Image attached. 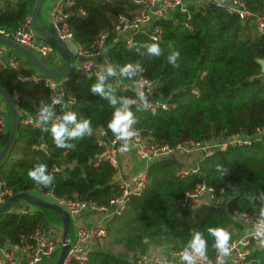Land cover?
<instances>
[{
	"label": "trees",
	"instance_id": "1",
	"mask_svg": "<svg viewBox=\"0 0 264 264\" xmlns=\"http://www.w3.org/2000/svg\"><path fill=\"white\" fill-rule=\"evenodd\" d=\"M242 1L251 12L244 21L210 3L199 9L188 1L185 12L175 8L168 16L155 19L153 23L161 29L159 40L151 41L139 33L126 41L115 35L114 26L118 14L133 9L131 4L123 0H76L66 10L70 35L81 49H89L105 31V53L112 74L108 69L101 78L79 80L72 75L62 81L59 103H51L52 92L46 87L18 81L20 65L0 66V87L16 96L13 103L20 117L21 113L41 112L44 107L51 109L50 118L42 120L38 128L18 123L10 154L0 162V180L12 194L50 191L58 198L106 205L117 186L111 181L114 169L105 160L96 159L103 150L97 139L102 131L107 142L115 139L108 122L123 100H138L136 93L122 84H130L139 73L154 82L150 98L167 105L163 110L143 108L138 101L128 105L136 121L131 129L148 143L173 148L189 141L250 138L247 144H230L199 157L195 171L185 176L177 172L186 166L181 158L187 153L174 152L149 163L142 193L132 197L106 228L111 242L120 244L130 255L95 243L85 264H135L136 256L148 245L162 241L173 249L193 250L190 243L195 233L206 242L203 258L211 260L218 249L208 229L226 230L229 244L232 230L240 229L237 214L252 215L264 207V138L255 136L264 126V81L249 80L260 73L256 60L264 59V29L255 31L264 0ZM33 2L0 0V29L15 32L29 16ZM154 43L161 50L158 56L148 51ZM177 52L174 62L170 61ZM128 64L133 65V73L122 74L121 69ZM96 85L102 92L93 91ZM67 112L75 113L77 123L88 120L91 135L66 137L65 147H57L51 128ZM68 127L72 130L75 125ZM40 164H46V174L53 177L49 187L28 177V171ZM60 164L66 166L55 171L53 166ZM200 184L212 188L213 198L183 202L184 194ZM44 221L39 210L31 214L0 213V245L15 244ZM249 259V264H264V251H252Z\"/></svg>",
	"mask_w": 264,
	"mask_h": 264
},
{
	"label": "built area",
	"instance_id": "2",
	"mask_svg": "<svg viewBox=\"0 0 264 264\" xmlns=\"http://www.w3.org/2000/svg\"><path fill=\"white\" fill-rule=\"evenodd\" d=\"M76 0H54L49 10L48 17L52 25L59 24V29H55V33L59 39H72L67 27V8L74 5ZM133 6L130 13L118 14L116 24L114 26L115 35L130 41L133 35L144 33L151 41H157L160 38L161 29L153 22L155 19L168 16L169 12L175 8L181 12H185L187 0H123ZM196 5L210 3L214 7L223 10L228 14L235 15L240 21H244L250 17L251 12L242 0H190ZM264 11V5H263ZM152 16V17H151ZM264 29V12L261 18L256 20L255 31L261 32ZM0 36L9 38L25 48H33L37 57L46 58L55 51L53 45L44 39L36 38V34L30 26V17H26L21 26L13 33H8L0 29ZM37 39L38 41H35ZM73 40V39H72ZM112 38L111 41H114ZM36 42L35 46L32 43ZM78 46V44H77ZM4 46L0 44V57L4 53ZM108 48L106 42V33L102 31L89 49H81L78 46L77 55L71 61V73L69 76L56 81L53 77L37 72L33 74H19L17 80L20 82H29L35 85H42L52 91V100H57L63 96L61 87L62 81L68 80L72 75L76 76V80L83 77L101 78L109 69V57L105 51ZM58 57L55 58V60ZM1 63V60H0ZM6 64L15 68V59L10 57ZM119 83V82H117ZM154 86V82L142 74H138L136 79L129 83H123L124 89L129 88L136 93L138 100L143 108L166 109L167 105L162 102L155 101L150 98V92ZM143 94V99L141 98ZM16 98L12 97V101ZM68 102L72 101L67 96ZM37 111L33 114H23L19 119V123L31 128L41 126L42 119ZM5 121L3 118V110L0 107V136L3 135ZM104 132H99L97 144L103 148L102 152L96 156L97 160H105L113 169L114 173L119 170V159L121 156L133 154L138 161H142L145 165L143 169L136 170L118 183L117 192L108 199L106 205H95L94 203L76 199V198H58L50 191L46 192H28L41 201L55 204L66 212L70 219V227L74 228V239H69L66 255L62 264H85L88 258V252L92 249L96 241L102 239L106 235V228L112 217L120 215L126 207L128 201L132 197L139 196L145 187V169L153 160L167 157L174 152H183L190 154L192 150L200 152L201 156L210 155L214 150H223L230 144H247L250 142L249 137L233 136L224 138L221 141L210 140L201 143L186 142L177 144L173 148L165 145H156L148 143L146 138H140L138 135L132 137L129 141L131 150L129 152H120L119 149L124 143L123 141L112 139L109 142L102 138ZM255 136H263L264 126L257 130ZM66 166V165H65ZM63 164L54 165L53 169L58 171L65 167ZM196 165L184 166L178 170L180 176L191 174L195 171ZM12 195L11 191L4 186V182L0 180V205ZM214 196L213 190L203 184L196 185L192 191L184 194L183 202H191V200L202 198L210 200ZM30 204V203H29ZM35 210L25 209L22 202L19 201L16 208L12 204L7 212L27 213L31 214ZM90 215L88 224L83 223V217ZM236 221L240 225L239 236L234 237L228 244L229 252L227 254L217 250L213 253L211 260H205L194 250L173 249L171 245L167 247L168 260H166L165 247L162 245H154L147 247L135 259V264H188L187 260L182 259V255L187 253L193 257V264H249L250 253L254 250L264 251V237L257 236L259 225H264V207L260 208L257 213L249 215L239 213ZM62 227L48 225L43 222L32 233L27 236H20L15 244L0 245V264H38L43 262L54 254L61 243Z\"/></svg>",
	"mask_w": 264,
	"mask_h": 264
},
{
	"label": "water",
	"instance_id": "3",
	"mask_svg": "<svg viewBox=\"0 0 264 264\" xmlns=\"http://www.w3.org/2000/svg\"><path fill=\"white\" fill-rule=\"evenodd\" d=\"M44 0H34L32 8L30 10V26L34 33H36L40 39L47 40L50 42L55 51L53 54V59L58 57L61 60L62 67L60 69H54L47 66L44 63L43 58L37 57L31 50L19 45L9 38L0 36V44L11 48V53H4L1 55L0 60L2 63H6L14 52L22 55L30 64L40 73L54 78H64L70 75L72 67L71 61L77 55L78 46L74 40L70 38L59 39L55 33V29H59V24L52 25L47 23L46 25L41 24L38 21V12L43 4ZM202 9V6H198ZM152 17V16H151ZM36 42L32 43L35 46ZM260 66V73L256 76L250 77L252 79H260L264 81V59L256 60ZM0 97L2 98L4 105L9 113V132L8 135L0 147V162L7 158L10 151L15 143L16 129L18 127V114L14 107L12 97L0 87ZM74 164V162L72 163ZM23 200L36 206L39 210L43 211L46 208L54 210L60 217V223L62 227L61 243L59 247V252L54 264H62L63 259L66 255L69 239L67 237L68 229L70 228V219L65 211H63L59 206L51 203H47L39 200L28 192H19L10 195L3 204L0 205V213L6 212L9 206L15 201ZM86 200V199H85ZM145 241V239H144ZM11 246V244H9ZM169 254L166 255V260H168Z\"/></svg>",
	"mask_w": 264,
	"mask_h": 264
},
{
	"label": "clouds",
	"instance_id": "4",
	"mask_svg": "<svg viewBox=\"0 0 264 264\" xmlns=\"http://www.w3.org/2000/svg\"><path fill=\"white\" fill-rule=\"evenodd\" d=\"M148 51L158 56L160 55L161 50L159 45L154 43L149 45ZM178 55V52L174 53L173 56L169 57V60L174 62L175 57ZM133 71L134 67L131 64L125 65L121 69L122 74L127 73L131 75ZM109 74H112L111 68L109 69ZM93 91L102 92V87L100 85H96L93 88ZM141 98L143 99V94H141ZM53 103H59V100H54ZM111 103L113 105L116 104V99L111 98ZM131 103H133V101L127 99L123 100L122 107L114 111L113 117L107 125L108 128L115 134V139L124 142L119 149L120 152H129L131 150L129 141L132 137L137 135V131L131 129V125L136 122L132 112L128 107V105H130ZM50 116V107H44L41 110L40 118L44 121H47ZM69 125H75V127L72 130H69ZM91 131L92 130L90 122L88 120H83L82 122L77 123L76 115L73 112L65 113L61 118V122L58 124H53L51 128L54 143L57 147H65L64 140L66 137H81L85 133L91 135ZM46 172L47 165L40 164L39 166L28 171V177L31 180L35 181L38 185L49 187L52 184L53 177L49 174H46ZM208 231L216 239L215 247L221 252L227 254L229 252L228 241L230 239V233L222 228H209ZM256 235L264 237V225L258 226ZM190 247L201 257L205 255L206 242L202 238L200 233L194 234L193 239L190 243ZM181 258L187 260L188 264H193V257L188 255L187 253H184Z\"/></svg>",
	"mask_w": 264,
	"mask_h": 264
},
{
	"label": "crops",
	"instance_id": "5",
	"mask_svg": "<svg viewBox=\"0 0 264 264\" xmlns=\"http://www.w3.org/2000/svg\"><path fill=\"white\" fill-rule=\"evenodd\" d=\"M190 1V0H187V2ZM54 3V0H44L39 12H38V21L39 19L41 18L43 20V22H40L41 24L43 25H46L47 23H51L50 20H49V17H48V13H49V10L51 9L52 5ZM133 10V9H132ZM132 10H130L129 12L127 13H130ZM126 13V14H127ZM41 16V17H40ZM40 17V18H39ZM36 34V33H35ZM36 38L40 39L39 36L36 34ZM35 41H38L37 39H35ZM75 42V41H74ZM76 43V42H75ZM77 44V43H76ZM4 46V45H3ZM4 53H11V48L7 47V46H4ZM29 50H31L34 54V49L33 48H30ZM3 53V54H4ZM54 54V52H53ZM53 54H51L50 56L44 58V63L51 67L49 64H48V59H53ZM36 55V54H35ZM11 57H13L15 59V68L20 65L21 66V71L19 72V74H33V73H37L38 71L29 63H27L28 61L22 56V55H19L18 53L14 52L13 54H11ZM55 60V59H53ZM27 61V62H26ZM0 66H8L6 63H0ZM9 67V66H8ZM62 67V66H61ZM55 69V68H54ZM60 69V68H59ZM54 78V77H53ZM56 81H61L62 78H54ZM59 79V80H57ZM29 83V82H28ZM35 85V84H33ZM42 86V85H40ZM61 87H62V84H61ZM48 89V88H47ZM52 92V91H51ZM0 107L3 111H5V105H4V102L2 100V98L0 97ZM7 110V109H6ZM18 114V112H17ZM21 117L23 116V114L25 115V113H21ZM20 115L18 114V123H19V119L21 118ZM5 121V120H4ZM9 122H10V118H9ZM20 124V123H19ZM6 125V124H5ZM22 125V124H21ZM3 142L0 141V147L2 146ZM132 152H130V154H127V155H124V156H121L119 159V170L115 173V175L112 177V182L114 183H118L120 180H122L123 178H125L127 175L131 174L132 172L136 171V170H139V169H143L145 167L144 163L142 161H138V159L133 155L131 154ZM201 157V154L200 152H191L190 154H187L185 155V157L181 158L183 161H184V164L185 165H193L195 163V161ZM148 166V165H147ZM23 207L26 209L27 207L29 209H33L35 211H38L39 209L32 205V204H29V203H25L23 202L22 203ZM41 211V210H39ZM43 213V211H41ZM89 220H90V215L87 214L83 217V223L84 224H88L89 223ZM45 222V221H44ZM71 228V227H70ZM237 232H235V236H233L232 238L234 237H237L239 236L240 232L238 230H236ZM232 232H234V230H232ZM68 233V232H67ZM68 237V235H67ZM68 239H70L68 237ZM154 245H162L163 247H165V255H167V247L169 244V242H166V241H162L160 243H155V244H150L148 245L147 247L149 246H154ZM60 247V246H59ZM59 247L56 249V252H59ZM146 247V248H147ZM54 259H56V257H54Z\"/></svg>",
	"mask_w": 264,
	"mask_h": 264
},
{
	"label": "rangeland",
	"instance_id": "6",
	"mask_svg": "<svg viewBox=\"0 0 264 264\" xmlns=\"http://www.w3.org/2000/svg\"><path fill=\"white\" fill-rule=\"evenodd\" d=\"M39 21L43 22V20L41 18L39 19ZM48 64L52 68H55V69H59L62 66L61 60L59 58H57L56 60H53L51 58L48 59ZM57 80H59V79H57ZM3 118L5 120V124L6 125H5L4 131H3V135L0 136V141L1 142L5 141V139H6L7 135H8V132H9V113L6 110V108H5V111H3ZM192 152L195 153L196 150H192ZM170 155H173V153H171ZM186 166H189V165H186ZM19 201L22 202V203L25 202L23 200H19ZM19 201H16V203L13 204L12 207L16 208V206L19 203ZM43 215H44V220H45V222L48 225H55V226H60L61 225L60 217L54 210L46 208V209L43 210ZM235 232H236V230L233 232L234 235H232V236H235ZM67 235H68V237L71 240H73L74 239V228H72V227L69 228ZM96 245H97V247H103V248H106L107 246H111V249H113L114 251H119V252H122V253H128V255H130V252L124 250V248H122V246L120 244L112 243L110 238H109V236H107V235H106V237L98 240L96 242ZM57 255H58V252L55 251L54 254L52 255V257H50L49 259H47V260H45L43 262H40L38 264H54V262L56 261V259H54V257L57 258Z\"/></svg>",
	"mask_w": 264,
	"mask_h": 264
}]
</instances>
